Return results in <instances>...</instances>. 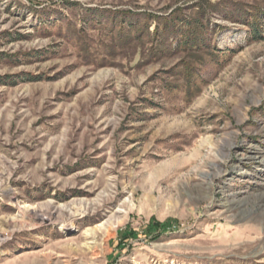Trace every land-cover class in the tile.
<instances>
[{
	"label": "rangeland",
	"instance_id": "374dc122",
	"mask_svg": "<svg viewBox=\"0 0 264 264\" xmlns=\"http://www.w3.org/2000/svg\"><path fill=\"white\" fill-rule=\"evenodd\" d=\"M0 264H264V0H0Z\"/></svg>",
	"mask_w": 264,
	"mask_h": 264
}]
</instances>
